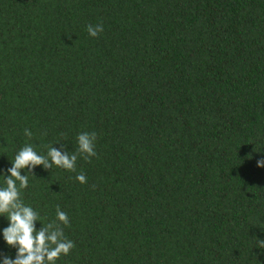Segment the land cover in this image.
<instances>
[{
    "label": "trees",
    "instance_id": "1",
    "mask_svg": "<svg viewBox=\"0 0 264 264\" xmlns=\"http://www.w3.org/2000/svg\"><path fill=\"white\" fill-rule=\"evenodd\" d=\"M82 132L21 191L68 215L56 264H264V0H0V175Z\"/></svg>",
    "mask_w": 264,
    "mask_h": 264
},
{
    "label": "clouds",
    "instance_id": "2",
    "mask_svg": "<svg viewBox=\"0 0 264 264\" xmlns=\"http://www.w3.org/2000/svg\"><path fill=\"white\" fill-rule=\"evenodd\" d=\"M103 31V25H88L87 32L91 37H97ZM24 134L31 138L32 132L24 130ZM77 148L73 154L67 151L49 147L47 155L38 154L32 145L26 144L10 162L11 167L6 170L4 177L5 187H0V216L8 220V226L3 229V239L10 248L16 249L15 258L3 255L2 264H56L60 257L67 256L75 247L73 241L64 235V227L69 225L66 212L56 209V218L46 225L36 228L39 221L38 213L21 199V191L28 188L29 174L43 165L45 169L53 166L69 172L76 171V161L82 157L91 162V157L97 155L95 132H82L77 136ZM256 166L264 168V158L257 160ZM22 170L25 174H21ZM35 176V175H34ZM75 179L81 184L87 183L86 176L81 172ZM258 248L264 249V239L255 238ZM2 255V254H0Z\"/></svg>",
    "mask_w": 264,
    "mask_h": 264
}]
</instances>
